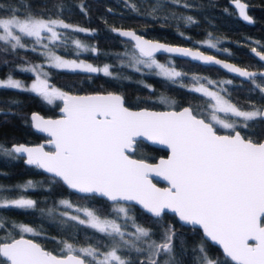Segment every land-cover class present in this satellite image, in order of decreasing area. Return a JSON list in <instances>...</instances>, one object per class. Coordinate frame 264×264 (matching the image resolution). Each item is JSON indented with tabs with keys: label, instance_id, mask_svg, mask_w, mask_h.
Instances as JSON below:
<instances>
[{
	"label": "snow or ice",
	"instance_id": "6c2138e0",
	"mask_svg": "<svg viewBox=\"0 0 264 264\" xmlns=\"http://www.w3.org/2000/svg\"><path fill=\"white\" fill-rule=\"evenodd\" d=\"M234 3L239 15L252 22L247 14L248 5L241 0H234ZM186 19L193 22L190 16ZM58 28L88 31L62 19H45L31 13L21 17L13 10L7 18H0V41L16 50L26 48L22 36L33 37L32 51L38 50L35 45H41L44 49L41 55L57 69L112 75L108 65L99 68L82 60L65 59L42 43L44 40L66 41L67 37H62ZM113 31H119L120 35L135 42L138 55H132L130 66L136 71L141 70L140 65L155 68L158 75L175 83L186 74L159 63L155 54L161 51L178 53L206 64L222 65L230 72L248 78L264 93V84L256 83L257 77L264 80V72H250L189 48L145 40L134 31ZM73 43L77 49L97 51L87 48L79 40ZM206 43L210 48L217 47L212 40ZM252 52L264 61V51L253 48ZM23 70L36 75L30 86L9 75L0 80V88L33 92L48 104L57 100L63 102V115L59 119H45L37 113L31 115L33 127L48 134L51 138L48 143L54 150L45 151L44 145L18 144L11 148L0 145V151L9 156H26L28 165L52 174L54 181L84 194L86 199L100 197L110 201V212L103 208L77 206L67 199L59 201L65 209L83 213V217L69 211L59 213L65 218L63 223L75 222L74 226L93 229L102 234L108 244L76 247L62 240L64 254L56 255L22 235L39 236L41 231L22 223L9 225L0 217V228L10 226L13 231L19 229L17 234H21L19 239L0 243V264H184L185 243L180 240L177 245L179 238L175 227L171 224L162 227L159 239L154 238L156 232L152 228L137 222L132 203L157 218V223L171 212L183 224L199 226L203 236L221 246L227 258L221 260L212 256L201 242L193 249L198 253L196 264H264V142L247 138L237 130L238 127L247 129L249 122L257 119L264 121V107L242 110L219 92L200 83V78H195L190 91L214 101L206 116L198 115L192 107L179 111H134L125 105L120 94L71 95L62 91L49 83L43 65ZM160 103L171 107L174 102L161 97ZM216 125L231 129L232 134H219ZM141 140L164 145L170 155L157 163L135 158ZM153 176L167 181L168 186L157 187ZM26 187L34 185L29 181ZM36 207V200L23 196L17 199L0 197V208L28 211ZM53 212L54 209L48 210L50 216ZM128 225L134 229L132 232L127 231ZM101 248L107 250L101 251Z\"/></svg>",
	"mask_w": 264,
	"mask_h": 264
},
{
	"label": "trees",
	"instance_id": "16d2710c",
	"mask_svg": "<svg viewBox=\"0 0 264 264\" xmlns=\"http://www.w3.org/2000/svg\"><path fill=\"white\" fill-rule=\"evenodd\" d=\"M230 0H0V18H7L13 10L23 17L31 13L45 19H62L74 27L88 31L77 32L73 29H62L58 32L66 41H49V48L68 58L87 61L96 66L108 65L111 76L103 72L89 73L82 70L57 69L50 64H43L48 73L49 83L69 94L89 92H118L123 95L125 104L132 108H170L160 103L161 97H167L174 102V108L190 106L198 115L209 111L210 99L199 93L190 91V85L195 80L193 73H199L202 80L226 77L224 87L226 97L241 109H252L253 106H264V93L249 81H243L217 67L204 68L187 59L172 55H156L161 60H171L173 66L186 75L177 78L173 83L158 75L149 68L136 71L130 66L132 54L138 52L134 44L120 36L113 29L131 28L146 37L180 45H193L200 40H212L217 44L220 53L228 56L240 66L253 70L263 67V63L252 56L251 49L264 51V0H243L248 4V11L253 18L251 24L241 21L236 9L230 5ZM187 5V7H185ZM193 22H188L187 17ZM47 33L45 34V36ZM74 40H79L87 48L97 51L77 49ZM26 48L12 50L6 43L0 41V76H15L27 81H35L36 75L24 71L31 63H43L42 46L35 45L37 51H32L35 44L33 37L22 36ZM199 46V45H198ZM7 48V51L4 49ZM171 57V58H170ZM209 67V66H207ZM209 78V79H208ZM256 83L264 84L257 77ZM226 90V91H225ZM61 101L48 104L36 93L20 89L0 88V145L10 148L13 142L37 143L45 136L36 133L30 123L29 114L37 111L44 116L57 115ZM239 120L241 118H232ZM249 127H238L241 134L254 141L264 139V123L260 119L249 122ZM217 131H223L216 127ZM49 149V148H48ZM166 154V150L138 141L136 157L155 160ZM51 175L41 169L25 165L23 158L17 155H6L0 151V197L17 199L21 196L37 201L33 210L15 208H0V217L11 224H27L42 235L33 236L43 247L54 252H62L60 241L67 240L74 246L89 244H108L102 234L83 225L74 226L75 222L63 223L59 213L69 211L59 204V200L67 199L75 205L103 208L110 212L111 203L104 198L86 199L84 195L76 194L62 182L54 181ZM31 181L34 187H26ZM54 209L53 214H48ZM132 210L137 222L152 228L159 239L162 227L171 224L177 231L176 243H185L184 264H196L198 253L196 245L204 242L212 256L221 260L227 258L220 249L207 241L198 228L184 226L178 222L174 214L167 213L160 222L143 210L132 204ZM132 230L130 225L127 231ZM19 229L13 231L10 226L0 228V241L10 240L21 234ZM107 249L101 248V251ZM179 252V247H177ZM136 256L135 253L132 254ZM142 258V257H141ZM1 259V258H0Z\"/></svg>",
	"mask_w": 264,
	"mask_h": 264
},
{
	"label": "water",
	"instance_id": "95a60500",
	"mask_svg": "<svg viewBox=\"0 0 264 264\" xmlns=\"http://www.w3.org/2000/svg\"><path fill=\"white\" fill-rule=\"evenodd\" d=\"M241 2H242V3H246V2H244L243 0H241ZM229 3H230L231 6H233V7L236 9L237 16H238V18H239L241 21H243V22L246 23V24H251V23H252V22H249V21H245V20L239 15V10L236 8L235 3H234V0H230ZM246 4H247V3H246ZM247 5H248V4H247ZM247 14L252 18V16L250 15V13H249V11H248V7H247ZM252 21H253V18H252ZM117 30H121V31H134V30L131 29V28H118ZM134 32H136V31H134ZM117 33L120 35V32H119V31H117ZM136 34L142 36L145 40H150V41L159 42V43H162V44H165V45H169V46H172V47L189 48V49H192L193 51H200V52H203L205 55L213 56V57H215L217 60H221V61H223V62H226V63H229V64H233V65H235V66L238 67V68H241V69H244V70H247V71H250V72H257V73H259V72H264V69H262V70L247 69V68L242 67V66H240L239 64H237V63H235V62H233V61H230V60H227V59H224V58H221V57H217V56H215V55H213V54H210V53L204 52V51H202V50H200V49L194 48V47L189 46V45L174 44V43H169V42H165V41H161V40H157V39L148 38V37H146L145 35H143V34H141V33H139V32H136ZM120 36H122V35H120ZM122 37H124V36H122ZM124 38L129 39L133 44L135 43L130 37H124ZM252 49H253V48H252ZM252 49H251V54H252L254 57H256L258 60H260V58H259L258 56H256L255 53L252 52ZM256 49H257V48H256ZM137 51H138V50H137ZM257 51H260V50L257 49ZM161 54H164V55H172V56H175V57H178V58H183V59H187V60H190V61L198 62V63L203 64V65H210V66L218 67V68H220L221 70L226 71L227 73H229V74H231V75H233V76H235V77L240 78L241 80H244V81H248V80H249V79L246 78V77H242V76H240L238 73L230 72L228 69L224 68L222 65H218V64H206V63H204L203 61L195 60V59H193L192 57L182 56V55H180V54H178V53H166V52L161 51V52H157L155 55H161ZM260 61H261V60H260ZM261 62L264 63V61H261ZM107 93H109V92L74 93V94H71V95H93V94H107ZM111 93L120 94V93H118V92H111ZM120 95H122V94H120ZM125 105H126V104H125ZM126 106H128V105H126ZM62 107H63V102L61 101V104H60L59 108L57 109V115H55V116H44V115H42L41 113H39V112H37V111H32V112H30V114H29V119H30V123H31V127H32V129H33L36 133L45 136V139H43V140H41L40 142H37V143L13 142V143L10 144V148H11L13 145H18V144H24V145L29 146V147H35V146H39V145H44V146H45V151H53V150H54L53 146H52L51 144L48 143V141H49L51 138L48 136L47 133L40 132V131H38L37 129H35V128L33 127V125H32V121H31V115H32L33 113H37V114L43 116L45 119H59V118H61V116L63 115V113L61 112V108H62ZM128 107H130V106H128ZM184 107H190V106L185 105V106H182V107H179V108L170 107V108H158V109H156V108H148V107H140V108H132V107H130V108H131L132 110H134V111H138V110H141V109H149V110H151V111H169V110L174 109V110H176V111H179V110H181V109L184 108ZM263 107H264V106H263ZM263 123H264V121H263ZM218 133L221 134V135L232 134V133H228V132H218ZM241 135H242V134H241ZM141 141H143V142H145V143H147V144H150V145H152V146H155V147L162 148V149L166 150V154H165V155L160 156V157H157L155 160H152V161L148 160V162H150V163H157V162L159 161V159H161V158H165V159H166V158L168 157V155H170V151H169V149H167L164 145L155 144V143H152L151 141H147V140H141ZM261 142H264V139L261 140ZM48 148H49V149H48ZM20 157L23 158V163H24L25 165H28V164L26 163V156H22V155H21ZM135 158H139V157H136V156H135ZM31 166H34V165H31ZM39 169H40V168H39ZM41 170H42L45 174H48V175H51V176H52V174L47 173L45 170H43V169H41ZM153 182L156 183L157 187H160V188H164V187H167V186H168V182L165 181V180H163V179L160 178V177H155V176H153ZM65 186L68 188L67 185H65ZM68 189H70V188H68ZM70 190L73 191V192L76 193V194L84 195V194H81V193H77V192H75V191L72 190V189H70ZM104 199H105V198H104ZM105 200H106V199H105ZM108 202H110V201H108ZM132 204L135 205V206H137V207L140 208L141 210H143L142 207H141L140 205H137V204H134V203H132ZM143 211H144V210H143ZM144 212L147 213L146 211H144ZM169 213H170V214H173V213H171V212H169ZM147 214H148V213H147ZM148 215H150V214H148ZM174 215H175V214H174ZM175 217H176V216H175ZM176 219L178 220V222H179L180 224H182V225H184V226H188V227H192V228H193L192 225H186V224H183L182 222H180L179 219H178V217H176ZM195 227L198 228V229L201 231V234H202V236H203L202 229H200L199 226H195ZM24 237H25L26 239H32V240H34L35 242L39 243L37 240L33 239L32 237H30V236H28V235H24ZM203 237H204V236H203ZM14 238H15V239H19V238H20V235L14 237ZM204 238H205V237H204ZM205 239H206V238H205ZM206 240H207V239H206ZM207 241H208V240H207ZM7 242H10V240L1 241L0 243H7ZM209 242H210L211 244L217 246V247L220 249V251L222 252V254H223V249L221 248V246H219V245H217V244H215V243H213V242H211V241H209ZM39 244H40V243H39ZM41 246H42V245H41ZM53 254H54V253H53Z\"/></svg>",
	"mask_w": 264,
	"mask_h": 264
},
{
	"label": "flooded vegetation",
	"instance_id": "af4514ba",
	"mask_svg": "<svg viewBox=\"0 0 264 264\" xmlns=\"http://www.w3.org/2000/svg\"><path fill=\"white\" fill-rule=\"evenodd\" d=\"M201 41V40H200ZM200 41H197V42H194L193 43V45H191L192 47H194V48H197V49H200V50H202V51H204V52H207V53H210V54H213V55H215V56H217V57H221V58H224V59H227V60H229V58H228V56H226V55H224V54H222V53H220L217 49H208V45H205V44H202V43H200ZM199 45V46H198ZM256 48V47H255ZM260 50V49H259ZM260 51H262V50H260ZM253 56V55H252ZM175 57V56H174ZM171 58V57H170ZM190 61V60H189ZM230 61H233V60H230ZM171 66H173V63H171V60H169V61H167ZM191 63H195V64H198V65H202V66H204V68H210V67H214V66H210V65H203V64H200V63H198V62H194V61H190ZM234 62V61H233ZM236 63V62H235ZM238 64V63H237ZM263 65H264V63H263ZM207 66H209V67H207ZM242 67H244V66H242ZM174 68L175 69H177L178 71H180V69L179 68H177L176 66H174ZM218 68V67H217ZM245 68H247V67H245ZM247 69H250V68H247ZM262 69H264V66L263 67H261L260 69H258V70H262ZM181 72V71H180ZM192 75H194L196 78H200V83H203V84H205L206 86H208V87H212V88H214V89H216V90H218V91H221L223 94H224V96L226 97V95H225V93H224V87H225V85H226V83H227V78L226 77H222V78H219V79H211V80H208V82H206V81H203L202 80V76H200V74L199 73H193ZM209 79V78H208ZM244 81V80H243ZM249 81V80H248ZM209 82H215V83H209ZM195 83V80L193 81V83L190 85V89H191V87L193 86V84ZM199 94H201V93H199ZM201 95H203V94H201ZM232 102V101H231ZM216 127H219V126H217L216 125ZM238 130V129H237ZM218 132H228V133H232V130H229V131H218ZM34 239V238H33ZM36 240V239H35ZM5 241V240H4ZM1 242V241H0ZM43 247V246H42ZM76 247H81V246H76ZM46 250H48V251H51V252H53L54 254H56V255H63L64 253L63 252H54V251H52V250H50V249H48V248H46V247H44ZM2 259V258H1Z\"/></svg>",
	"mask_w": 264,
	"mask_h": 264
},
{
	"label": "rangeland",
	"instance_id": "374dc122",
	"mask_svg": "<svg viewBox=\"0 0 264 264\" xmlns=\"http://www.w3.org/2000/svg\"><path fill=\"white\" fill-rule=\"evenodd\" d=\"M66 23V22H65ZM59 29L60 28H58L57 29V31H59ZM0 32H2V29H0ZM19 34V33H18ZM46 34V33H45ZM44 34V35H45ZM22 35V34H21ZM48 35V34H47ZM46 35V36H47ZM35 39V38H34ZM206 41H208V39H205V40H201L200 41V43H202V44H205V45H207V43H206ZM4 42V41H3ZM4 43H6V42H4ZM42 43H46V44H49V41L48 40H44ZM7 44V43H6ZM9 47H10V45L9 44H7ZM39 46H41V45H39ZM41 50H42V52L44 51V49L43 48H41ZM57 55H59L58 53H56ZM136 54L138 55V52H136ZM133 55V54H132ZM132 55H131V57H132ZM60 56H62V55H60ZM45 57V56H44ZM62 57H64V56H62ZM65 59H74V58H68V57H64ZM155 58H156V60L159 62V63H162V64H165V65H170L167 61H169L168 59L167 60H161L158 56H156L155 55ZM76 60H78V59H76ZM78 61H80V60H78ZM85 63H88V64H92V63H90V62H87V61H84ZM50 64L48 61H47V59H46V57H45V60H44V62L43 63H31V64H29L28 65V67H30V66H34V65H43V64ZM51 65V64H50ZM93 65V64H92ZM93 66H95V67H99V68H103L104 67V65H101V66H96V65H93ZM171 66V65H170ZM133 67V66H132ZM140 67V69L141 70H143V69H145V68H147L146 66H144V65H140L139 66ZM172 67H174V66H172ZM133 68H135V67H133ZM44 69V68H43ZM149 70H151L152 72H154V73H156L157 74V72H158V69H155V68H152V69H149ZM177 70V69H176ZM45 71V70H44ZM178 71V70H177ZM8 78V76H5V77H1L0 76V80H5V79H7ZM12 78L13 79H16V80H20L23 84H25V85H28V86H30L34 81H27V80H24L23 78H18V77H15V76H12ZM206 86V85H205ZM56 87V86H55ZM208 87V86H207ZM58 88V87H57ZM210 89L211 90H213V91H217V92H219L222 96H224V94L221 92V91H218V90H216V89H214V88H212V87H210ZM225 97V96H224ZM209 98V97H208ZM210 99V103H209V106H210V104H212V103H214V101H212L211 100V98H209ZM225 99H228L227 97H225ZM171 101H173L172 99H170ZM229 100V99H228ZM231 102V101H230ZM231 103H233V102H231ZM234 104V103H233ZM167 105V104H166ZM174 105V103L171 105V107H174L173 106ZM169 105H167V107H168ZM242 110H252V109H242ZM211 111V108H209V111L208 112H210ZM207 112V113H208ZM207 113L204 115V116H206L207 115ZM221 117H223L224 116V114L223 113H220L219 114ZM233 118V117H232ZM235 118V117H234ZM217 126H219V125H217ZM220 127V126H219ZM222 130H224V131H229V130H231V129H224V128H222V127H220ZM60 201V200H59ZM77 206H80V205H77ZM85 207V206H84ZM68 210H70V211H72V210H74V209H68ZM74 213H71V214H79V215H81L82 217H83V213H76L75 212V210L73 211ZM134 229H132V230H130L129 232H132ZM84 247H87V246H84Z\"/></svg>",
	"mask_w": 264,
	"mask_h": 264
},
{
	"label": "bare ground",
	"instance_id": "6f19581e",
	"mask_svg": "<svg viewBox=\"0 0 264 264\" xmlns=\"http://www.w3.org/2000/svg\"><path fill=\"white\" fill-rule=\"evenodd\" d=\"M149 38V37H148Z\"/></svg>",
	"mask_w": 264,
	"mask_h": 264
}]
</instances>
